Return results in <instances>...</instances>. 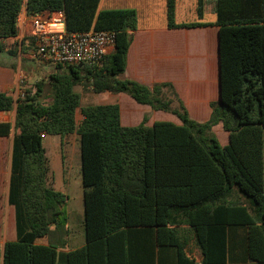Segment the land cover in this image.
I'll list each match as a JSON object with an SVG mask.
<instances>
[{"label": "trees", "instance_id": "16d2710c", "mask_svg": "<svg viewBox=\"0 0 264 264\" xmlns=\"http://www.w3.org/2000/svg\"><path fill=\"white\" fill-rule=\"evenodd\" d=\"M99 3L0 0V52L13 57L25 47L35 48L30 37L20 45L9 43L18 34L23 9L29 15L62 12L69 33H115L114 50L101 62L55 66L59 71L49 77L48 104L39 98L44 81L16 100L0 93V111H14L13 123L0 124V138L13 136L7 202L14 209L16 235L0 245V264H136L144 236L183 257V225L192 229L202 264H264V0L216 1L220 101L211 103L204 123L192 120L184 103L170 96V84L148 87L122 78L137 15L132 9L99 11ZM198 5L202 16L203 0ZM175 6L176 0H167L170 28L205 25L176 24ZM78 85L94 93L127 94L172 113L181 124L147 126L145 118L138 126H123L117 104L81 107ZM218 124L229 136L225 147L213 132ZM73 134L79 145L86 245L65 252L51 242L39 243L53 229L64 232L67 223V197L50 180L44 138L60 136L64 144ZM219 207L242 213L226 214L228 222L244 226L242 245L214 242L210 227Z\"/></svg>", "mask_w": 264, "mask_h": 264}, {"label": "crops", "instance_id": "0c3cea01", "mask_svg": "<svg viewBox=\"0 0 264 264\" xmlns=\"http://www.w3.org/2000/svg\"><path fill=\"white\" fill-rule=\"evenodd\" d=\"M216 1L203 0L202 16H200L198 13L199 0H176V24L185 25L197 22L205 24L199 27L181 28H170L168 26L167 0H100L98 7L99 11L132 9L136 12V29L132 32V40L127 53L126 67L122 78L148 87L161 83L170 84L172 86L170 96L178 97L184 103L189 117L198 123L208 121L212 114L211 103L220 101L219 27L217 26ZM28 15L26 10L23 9L17 20L18 34L11 41H16L19 45L22 43L24 37L27 36L29 26ZM34 51L32 50L29 53L23 54V60L28 63L29 67L33 68L34 75L40 76L39 78L42 80L41 77L49 76L55 66L36 61L33 57ZM0 53L5 54V56H11L7 52ZM14 65L13 61L8 63L0 62V93L14 95L12 92L17 88L18 77L21 73V67L15 69L13 68ZM87 92H89L88 94L92 96L94 101L85 106L117 104L120 108L121 124L123 126H138L145 118L147 119V126H152L155 122L159 121L181 124L179 118L172 113L154 110L148 105L139 104L127 94L94 93L90 89ZM77 93L81 96V107H85L83 105L82 94ZM4 118L6 122L13 123L14 111L4 114ZM76 118L78 123L82 120L80 109L77 110ZM217 126L223 128L222 124H218L215 127ZM48 137L44 138V144L47 148L49 145L45 141ZM54 137H59L60 145L66 146L62 144L60 136ZM9 138H11L12 152L13 136L1 137L0 139ZM71 138L74 139L71 147L72 149L74 147L78 154V158H75L73 162L77 168L75 178L72 182V175L74 173L68 165L65 176H62L61 184L57 185L54 182L53 185L56 190L62 193L66 191L69 194L75 191L78 195L75 197L73 203L68 201L69 196L67 195L68 200L66 205L69 206V203H71L72 206L71 208L67 206L69 215L67 220L68 226H66L64 232H59L62 234V238L60 237L56 240L50 239L57 232L53 229L51 236L46 237L47 243L40 242L41 239L39 240V243L46 245L51 242L65 252L86 245L78 137L76 134H73ZM65 141L67 143V138ZM228 142L229 136L227 133L226 143L222 144L220 142V144L222 147H225L228 145ZM69 147L70 145H68ZM67 157L69 158V154ZM75 212L77 215H82V219H79L83 226L81 234L70 231L71 216ZM214 212L216 215L218 214L213 226L210 227L212 234H214V242L216 241L217 244L226 247L228 244L232 246L242 245L244 241V226H241L239 223H230L226 220L228 212L240 216L242 214L240 210L219 207ZM179 230L182 235L181 237L187 238L183 247L185 256L179 257L175 248L158 247L144 236L139 243L141 247L134 256V262L136 264H202L203 256L195 243L191 227L183 225ZM15 238L16 235L13 234L7 241L15 240ZM61 241L64 243V248H61ZM5 242H0V245L3 247ZM234 258H239V255ZM232 264H244V262L243 260H236Z\"/></svg>", "mask_w": 264, "mask_h": 264}, {"label": "rangeland", "instance_id": "374dc122", "mask_svg": "<svg viewBox=\"0 0 264 264\" xmlns=\"http://www.w3.org/2000/svg\"><path fill=\"white\" fill-rule=\"evenodd\" d=\"M9 43L15 44L18 43L16 41H10ZM11 45V44H10ZM16 46V45H15ZM27 48L23 53L20 54V56H5V54L0 53V62H14L15 65L17 66V69L20 68V76L18 77L17 81V88L13 90L12 93H14V98L15 100L20 97L21 93H25L26 91H35V85L36 83L40 81L45 82V86L43 88V92L41 93L40 102L43 104H48L50 102V92H51V87H50V75L57 73L59 70L56 67H53L52 73L49 76H42L40 80V76H35L34 71H32L33 68L28 66V63L23 60V54L29 53L32 50H35V48L32 47H25ZM75 91L79 92L82 94L83 97V105L91 104L94 99L92 96H90L87 92L88 90H85V87L82 85H78L75 87ZM86 91V92H85ZM91 97V98H90ZM98 102V101H97ZM96 102V104H98ZM214 134L218 138L219 142L224 144L227 141V133L223 130L221 126H217L213 130ZM60 138L59 137H48L45 141L49 145L48 148H46V156L48 157L49 160V167H50V180H53V183L55 184H61L62 181V176H65L66 170L68 165L71 167V171H73L72 175V182L73 179L75 178L76 174V165L73 163L75 161V158H78V154L76 149L73 147L72 149V144L74 143L73 138H69L67 140V143L65 142L64 144L66 146H61L60 144ZM69 143V144H68ZM46 144V145H47ZM70 147L68 148V145ZM69 154V158L67 155ZM76 155V156H75ZM11 138L9 139H0V242H5L9 240V238L12 237L13 234H15V217H14V212L13 208L8 205L7 202V195H8V185H9V171H10V159H11ZM72 161V165H71ZM60 182V183H59ZM55 188V186H54ZM66 195L67 200L69 196V200L73 203L75 197L78 195L77 192L72 191L71 193H63ZM68 195V196H67ZM66 205V215H67V220H68V210L67 208H71V203H69V206ZM72 221L71 222V232L81 234L82 232V223L79 221V219H82V215H77L75 212L71 216ZM68 223H66V226ZM60 231H57L53 234L50 239H59L60 237L62 238V234L59 233ZM40 242L47 243L46 238L41 239Z\"/></svg>", "mask_w": 264, "mask_h": 264}, {"label": "built area", "instance_id": "2783aa9c", "mask_svg": "<svg viewBox=\"0 0 264 264\" xmlns=\"http://www.w3.org/2000/svg\"><path fill=\"white\" fill-rule=\"evenodd\" d=\"M26 37L34 41L33 57L42 64L92 65L110 54L115 47L113 31L89 30L69 33L66 30L62 12H40L28 15ZM21 93L20 96H23ZM0 111V124L6 122ZM44 138L45 136L42 135Z\"/></svg>", "mask_w": 264, "mask_h": 264}]
</instances>
